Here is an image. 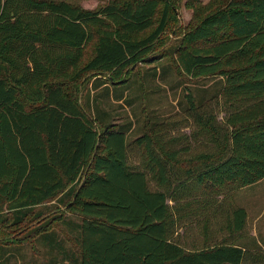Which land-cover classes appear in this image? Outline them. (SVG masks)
Segmentation results:
<instances>
[{
    "label": "trees",
    "instance_id": "1",
    "mask_svg": "<svg viewBox=\"0 0 264 264\" xmlns=\"http://www.w3.org/2000/svg\"><path fill=\"white\" fill-rule=\"evenodd\" d=\"M187 3L194 22L174 63L189 77H221L227 131L220 140L209 115L202 129L213 131L217 150L186 158L180 153L188 147L168 149L162 133L144 132L131 142L136 167L128 162L129 125L108 123L65 89L87 74L117 88L132 65L162 58L157 43L174 4L109 0L85 9L64 0H0V226L6 212L21 220L63 195L79 218L76 264L243 263L237 245L186 248L175 240L173 214L190 203L173 206L195 200L192 193L233 192L264 178V0ZM245 222L243 208L228 210L231 233Z\"/></svg>",
    "mask_w": 264,
    "mask_h": 264
},
{
    "label": "rangeland",
    "instance_id": "2",
    "mask_svg": "<svg viewBox=\"0 0 264 264\" xmlns=\"http://www.w3.org/2000/svg\"><path fill=\"white\" fill-rule=\"evenodd\" d=\"M64 1L95 9L109 0ZM169 1L174 4L175 12L157 43V53L163 55L162 58L152 63L132 65L122 77L124 83L117 88L109 83L103 84L106 76L95 79L94 74H87L65 89L68 96L78 98L92 113L97 107L99 115L108 123L129 125L128 162L136 167H140L141 158L131 142L144 132L162 133L168 149L188 147L180 153L186 158L217 150L219 140L213 136V131L202 129L209 115L213 116V127L220 140L227 131L223 121L226 106L223 104L221 77H189L174 63L175 48L183 41L184 33L194 20L187 0ZM201 1L205 3L208 0ZM91 51L92 44L86 49V58ZM189 99L194 107L192 110H189ZM172 139L175 141L168 143ZM149 185L155 188V183ZM173 185L174 182L169 189ZM192 194H196L195 200L183 197L175 206L173 201H168L177 209L190 203L181 213L173 214L176 216L172 227L175 240L186 248L221 240L244 249L242 264H264V178L233 192L224 188L215 194L203 191ZM67 200L68 197L59 195L32 208L21 220L6 212L5 221L0 226V264H76L78 242L74 225L79 218L66 211L64 203ZM234 208H243L248 215L244 229L237 233H231L226 227L228 210ZM39 216L44 217L38 221ZM40 228L48 229L47 234L29 236ZM50 239L51 243L47 242Z\"/></svg>",
    "mask_w": 264,
    "mask_h": 264
},
{
    "label": "crops",
    "instance_id": "3",
    "mask_svg": "<svg viewBox=\"0 0 264 264\" xmlns=\"http://www.w3.org/2000/svg\"><path fill=\"white\" fill-rule=\"evenodd\" d=\"M247 213V212H246ZM262 214V213H261ZM261 214H260V216H261ZM247 219H248V215L246 214V224H247ZM263 230H264V228H263ZM263 248V247H262ZM243 249V248H242ZM244 250V249H243ZM250 262H252L253 260L252 259H250L249 260Z\"/></svg>",
    "mask_w": 264,
    "mask_h": 264
}]
</instances>
